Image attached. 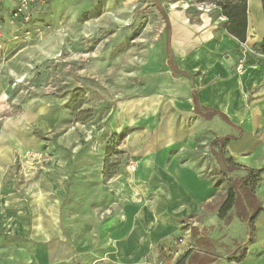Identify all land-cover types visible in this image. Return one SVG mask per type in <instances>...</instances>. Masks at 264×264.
I'll return each instance as SVG.
<instances>
[{"label": "crops", "instance_id": "obj_1", "mask_svg": "<svg viewBox=\"0 0 264 264\" xmlns=\"http://www.w3.org/2000/svg\"><path fill=\"white\" fill-rule=\"evenodd\" d=\"M74 1L75 12L87 8L88 1ZM186 7L165 13L169 32L155 44L142 89L151 96L121 105L115 116H93L89 138L63 101L38 96L23 105L22 135L15 127L0 132V264H188L195 255L211 257L198 233L214 193L202 157L218 143L229 170H246L242 178L262 170L254 192L261 233L264 54L254 47L264 39L262 2L247 0L243 42L227 31L225 17L206 9L190 17ZM27 147L40 149L44 162L10 175L16 153Z\"/></svg>", "mask_w": 264, "mask_h": 264}, {"label": "rangeland", "instance_id": "obj_2", "mask_svg": "<svg viewBox=\"0 0 264 264\" xmlns=\"http://www.w3.org/2000/svg\"><path fill=\"white\" fill-rule=\"evenodd\" d=\"M28 1L30 15L22 19L13 16L21 0H0V7L5 6L0 13V132L15 127L21 135L23 105L38 96L63 101L67 115L74 122L84 123L81 129L89 138L87 122L93 116H97L96 121L115 116L121 105H135L137 98L151 96L150 90L143 93L142 89L149 84L155 44L166 31L164 15L168 7L188 5L190 17L206 9L217 18L219 12L214 4L195 0H83L88 1L87 8L79 12L73 8L77 4L74 0L75 5H70L72 0H60L58 4V0ZM7 118L10 126L4 124ZM95 123V127L100 126ZM20 153L23 156L16 153L10 175L19 173L22 165L44 162H40V149L27 147ZM206 156L202 157L206 164L203 175L214 193L207 215L200 217L207 222L198 231L205 240L201 249L225 264H264V224L258 233L255 218L251 230L252 209L241 189L246 170H229V155L219 143L210 146ZM112 159L108 163L114 164ZM260 176L252 186L254 192ZM230 188L235 203L220 216L219 208ZM189 239L187 248L193 250L196 240L191 234ZM243 249L246 253L242 257Z\"/></svg>", "mask_w": 264, "mask_h": 264}, {"label": "trees", "instance_id": "obj_3", "mask_svg": "<svg viewBox=\"0 0 264 264\" xmlns=\"http://www.w3.org/2000/svg\"><path fill=\"white\" fill-rule=\"evenodd\" d=\"M195 1L208 2L214 4L219 11L218 15L225 17L227 24L226 25L227 31L231 35L236 37L239 41L243 42L245 40L246 26H247V0H195ZM261 2L264 13V0H261ZM164 18L166 21V27L168 33L169 25L165 15ZM254 48L257 52L264 54V39L260 43H258ZM167 53H168L169 65L172 68L173 72L175 73V68L173 67L171 55L168 47H167ZM215 142L216 141L214 140L212 141L211 144H215ZM231 167H241V166L236 163H232ZM261 172L262 170H256V171L249 170L248 175L242 178V181H240V183H242L241 189L245 194L246 199H248L247 201L248 207L252 209V214L249 218V224L252 228L251 230H253V220L262 210L261 207H258L255 202L254 188L252 187L255 185V181L258 179L257 176ZM237 182H239V180H237ZM233 203H235L234 192L230 188L225 200L223 201V203L219 208V215L220 216L226 215V211L231 208ZM237 252L238 249H236L233 252V254H236ZM245 253H246V249H243L242 257L245 255ZM214 261H216V259H213L208 255H205L204 257H198L197 255H195L192 257V260L189 261V264H208ZM238 261H241V259H238ZM180 263L181 261L177 262V264Z\"/></svg>", "mask_w": 264, "mask_h": 264}, {"label": "built area", "instance_id": "obj_4", "mask_svg": "<svg viewBox=\"0 0 264 264\" xmlns=\"http://www.w3.org/2000/svg\"><path fill=\"white\" fill-rule=\"evenodd\" d=\"M28 15H30V2L28 0H21L20 4L16 7L13 16L21 17L22 19L24 17L26 19ZM241 68H242V64L241 62H238L236 70L240 71ZM127 167H129V169L133 171L135 169V164L128 163ZM177 241L181 242L182 239L179 238L177 239ZM91 264H108V263L106 262V259L104 258H97L94 261H92Z\"/></svg>", "mask_w": 264, "mask_h": 264}, {"label": "water", "instance_id": "obj_5", "mask_svg": "<svg viewBox=\"0 0 264 264\" xmlns=\"http://www.w3.org/2000/svg\"><path fill=\"white\" fill-rule=\"evenodd\" d=\"M208 264H225L224 262H217V261H214V262H211V263H208Z\"/></svg>", "mask_w": 264, "mask_h": 264}]
</instances>
